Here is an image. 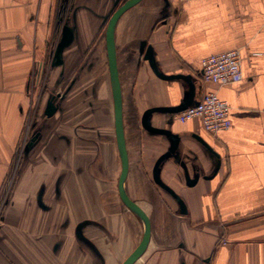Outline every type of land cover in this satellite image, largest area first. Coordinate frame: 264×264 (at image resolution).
Returning a JSON list of instances; mask_svg holds the SVG:
<instances>
[{
	"label": "crops",
	"instance_id": "crops-1",
	"mask_svg": "<svg viewBox=\"0 0 264 264\" xmlns=\"http://www.w3.org/2000/svg\"><path fill=\"white\" fill-rule=\"evenodd\" d=\"M58 1L0 0V264H121L143 233L118 197L104 41L125 0H73L57 63L48 52L62 38ZM114 44L124 190L150 224L133 264H264V0H141L118 19ZM146 47L160 73L192 89L158 77ZM228 50L239 53L240 81L202 82L201 60ZM191 91L192 105L206 91L225 101L230 127L212 135L197 119L152 113V128L179 138L169 153V138L142 117ZM164 155L159 179L182 207L154 181Z\"/></svg>",
	"mask_w": 264,
	"mask_h": 264
},
{
	"label": "water",
	"instance_id": "water-1",
	"mask_svg": "<svg viewBox=\"0 0 264 264\" xmlns=\"http://www.w3.org/2000/svg\"><path fill=\"white\" fill-rule=\"evenodd\" d=\"M141 0H125L122 4H120L109 16L105 32H104V41H105V50H106V58H107V67H108V75H109V82H110V89H111V95H112V102H113V115H114V132H115V139H116V146L118 150V155L120 159L121 164V170L118 177L117 182V190L118 195L123 203V205L133 214L135 215L143 224V233L140 242L135 247V249L124 259V261L121 264H133L145 251L149 236H150V224L149 220L146 217L145 213L142 211V209L133 202L125 193L124 190V181L127 176L128 172V157L126 153L125 148V141H124V133H123V123H122V102H121V89H120V82L118 77V70H117V61H116V50H115V44H114V30L116 23L118 19L121 17V15L130 9L131 7L138 4ZM69 39V31L66 30V27L62 28V38L59 43H57L55 48V54L54 58H56V62L59 63V53L62 50L63 46ZM144 60L148 61L152 71L161 78L164 79H171L175 77H179L184 79L190 86L191 81L188 77L183 75H177V76H166L162 73H160L156 67L154 56L152 53V50L150 47H146L143 54ZM192 89V86H191ZM194 106L192 105V91L190 92V95L183 99L181 103L176 107H169V108H153L147 110L143 117H142V127L150 132L153 133H161L166 135L169 140L171 141L169 153L175 151L176 146L178 144V136L171 134L168 130L164 129H155L150 126L149 118L152 113L155 112H168V113H178L182 110H184L187 107ZM54 111V105L52 102H48L46 106V114L50 115ZM165 157H161V159L158 160L156 163L155 169H154V181L157 185H159L161 188L166 190L169 194H171L176 201L181 205V200L171 191L167 186H165L159 179L158 176V164H160V161ZM196 178V177H195ZM194 181H188V183H191Z\"/></svg>",
	"mask_w": 264,
	"mask_h": 264
},
{
	"label": "built area",
	"instance_id": "built-area-1",
	"mask_svg": "<svg viewBox=\"0 0 264 264\" xmlns=\"http://www.w3.org/2000/svg\"><path fill=\"white\" fill-rule=\"evenodd\" d=\"M181 1V0H180ZM202 82L215 86L236 83L241 79L240 57L236 50H228L204 57L200 62ZM229 107L213 91H206L191 107L178 112L180 122L197 119L203 130L215 135L230 127Z\"/></svg>",
	"mask_w": 264,
	"mask_h": 264
},
{
	"label": "flooded vegetation",
	"instance_id": "flooded-vegetation-1",
	"mask_svg": "<svg viewBox=\"0 0 264 264\" xmlns=\"http://www.w3.org/2000/svg\"><path fill=\"white\" fill-rule=\"evenodd\" d=\"M72 1L73 0H62V2L60 4V8L58 9V15H59L58 27H61V30H62L63 26L65 25L67 19H68L67 17L69 15L70 10H71V7H72ZM59 38H61V37H59ZM59 38L56 41H55V38H53L52 41L49 43V52H48V55L50 56V59L51 60L54 58L56 45H57V43L60 42V39ZM117 192H118V190H117ZM118 197H119V195H118Z\"/></svg>",
	"mask_w": 264,
	"mask_h": 264
},
{
	"label": "rangeland",
	"instance_id": "rangeland-1",
	"mask_svg": "<svg viewBox=\"0 0 264 264\" xmlns=\"http://www.w3.org/2000/svg\"><path fill=\"white\" fill-rule=\"evenodd\" d=\"M69 16V15H68ZM68 18V17H67ZM8 188V187H7ZM5 192V191H4ZM3 193V192H2ZM6 198V196L5 195H3V194H1V196H0V217L2 216V213H3V211H4V205H5V199Z\"/></svg>",
	"mask_w": 264,
	"mask_h": 264
},
{
	"label": "trees",
	"instance_id": "trees-1",
	"mask_svg": "<svg viewBox=\"0 0 264 264\" xmlns=\"http://www.w3.org/2000/svg\"><path fill=\"white\" fill-rule=\"evenodd\" d=\"M58 2H59L58 8H60V4H61L62 0H60ZM58 19H59V15H58V11H57V14L55 16V23H54L56 28L58 27V21H59Z\"/></svg>",
	"mask_w": 264,
	"mask_h": 264
}]
</instances>
